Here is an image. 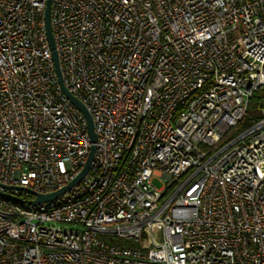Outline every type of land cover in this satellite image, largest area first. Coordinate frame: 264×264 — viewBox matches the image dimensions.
<instances>
[{"label":"built area","instance_id":"obj_1","mask_svg":"<svg viewBox=\"0 0 264 264\" xmlns=\"http://www.w3.org/2000/svg\"><path fill=\"white\" fill-rule=\"evenodd\" d=\"M44 10L0 0V183L48 193L91 141ZM50 23L96 147L53 200L0 187V264H264V0H51Z\"/></svg>","mask_w":264,"mask_h":264},{"label":"water","instance_id":"obj_2","mask_svg":"<svg viewBox=\"0 0 264 264\" xmlns=\"http://www.w3.org/2000/svg\"><path fill=\"white\" fill-rule=\"evenodd\" d=\"M50 8H51V0H45V10H44V22H45V32H46V37L48 41V45L51 51V57L54 63V68L55 72L57 74V81L58 84L61 87V90L63 93L66 95V97L71 101V103L82 113L86 120L87 124V132L90 137L91 145L89 148V152L87 154V158L85 161V164L82 168V170L79 172V174L74 177L70 182H68L66 185L62 186L61 188L54 190L52 192L48 193H41L34 191L32 189L26 188V187H19V186H13V185H4L0 183V187L3 189H11L18 187L22 190H26L29 192L31 195H33V200L34 202H46L55 199L57 196L68 190L72 185H74L76 182H78L88 171L92 159H93V154L95 151V142H96V133L94 131V124L91 118V115L89 111L87 110L86 106L73 94L69 93L67 89L64 86L63 80H62V75H61V69L59 65V59H58V54L55 49V43L53 39V33H52V28H51V23H50ZM0 194H3L7 197H13L16 198L17 200H21V198L13 196L9 192H6L5 190L0 189Z\"/></svg>","mask_w":264,"mask_h":264},{"label":"rangeland","instance_id":"obj_3","mask_svg":"<svg viewBox=\"0 0 264 264\" xmlns=\"http://www.w3.org/2000/svg\"><path fill=\"white\" fill-rule=\"evenodd\" d=\"M262 92H264V91H261L260 93H262ZM256 106H257L256 101H254L252 99L249 103V106H248V110H247V114H246L247 116L244 119L243 127H244V125L246 126V125L250 124L251 118L257 114ZM152 183L157 188H161L164 184V182L162 180H159L157 177L152 178ZM99 237L110 242V243H114V244L130 243V242H127L126 240H124L122 238H119L115 235H111V234H107V233L100 234Z\"/></svg>","mask_w":264,"mask_h":264},{"label":"trees","instance_id":"obj_4","mask_svg":"<svg viewBox=\"0 0 264 264\" xmlns=\"http://www.w3.org/2000/svg\"><path fill=\"white\" fill-rule=\"evenodd\" d=\"M261 91H258L257 93H255L254 95H253V97H252V99L254 100V101H256V104H258V101H259V97H260V93Z\"/></svg>","mask_w":264,"mask_h":264}]
</instances>
